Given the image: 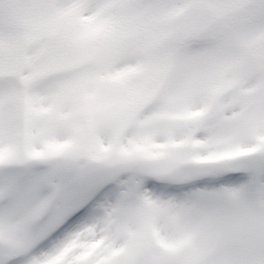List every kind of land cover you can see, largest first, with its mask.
<instances>
[{
	"label": "snow or ice",
	"instance_id": "1",
	"mask_svg": "<svg viewBox=\"0 0 264 264\" xmlns=\"http://www.w3.org/2000/svg\"><path fill=\"white\" fill-rule=\"evenodd\" d=\"M15 9V11H6ZM88 18V19H86ZM264 0H0V264H45L80 234L103 239L86 264H264ZM80 70L40 86L54 68ZM18 99L26 160L10 124ZM184 118V164L135 162L148 122ZM115 125L129 162L106 167L39 145L34 121ZM140 137H119L127 129ZM254 149V150H253ZM89 235L85 236L87 230ZM188 239L189 255L157 241ZM75 250L66 260L74 264Z\"/></svg>",
	"mask_w": 264,
	"mask_h": 264
},
{
	"label": "rangeland",
	"instance_id": "2",
	"mask_svg": "<svg viewBox=\"0 0 264 264\" xmlns=\"http://www.w3.org/2000/svg\"><path fill=\"white\" fill-rule=\"evenodd\" d=\"M6 11H15V9H8L7 6H5ZM88 19V18H86ZM256 41L252 42L255 46H260L262 43H264V38L257 39ZM251 40H253L251 38ZM80 68L76 66H66V67H60V68H54L51 71H49L46 76L43 78L44 81L47 83H42L40 86L47 87L49 85H58L61 82L69 79L72 75V73L79 71ZM10 110L12 113V120L10 124V128L12 133L15 136L16 145L19 151L18 147V139L19 135L23 134L25 135V142H24V153L25 148L28 143V136H27V129L29 127L28 122L23 117V106L20 103L18 99H14L10 103ZM165 115L160 116V120L156 122V128L154 130H151L153 136L157 137V140L162 141L164 138L168 139L167 141L170 142V137L166 132V129L170 125H174L176 127V130L178 129V126L180 123H174L170 121L167 118H164L167 114L170 113H163ZM183 125V124H182ZM182 125H180L182 127ZM154 126V125H153ZM31 128L35 131V135L31 137L32 143L39 145L42 135L49 134L51 135L54 140H59L63 135H65L66 139L65 141L71 142L72 147L65 151V155L68 156V158H73L82 161L84 164H88L87 161H96L100 163L101 166L106 167H112V166H123L129 162H132L131 159L125 158L124 156L119 155L118 152L114 151V149H110L109 151H106V149L114 144L116 134V128L115 125L111 122H101L99 123L94 129L89 130L87 128L82 127L77 120H69V121H56L54 124H49L46 121H34L31 124ZM136 131L135 138H139L141 133L139 129L131 128L124 130L126 131ZM134 138V139H135ZM156 141V140H153ZM170 145V144H169ZM108 146V147H107ZM51 148V147H50ZM112 148V147H111ZM176 148H179L177 151L174 152ZM186 148V149H185ZM193 151V148L187 144L183 147H169L166 148V153L161 150L160 153H163L162 156L158 159H147V156L145 153H135L132 151L131 153L134 154V160L135 162H148V163H154V164H184L189 162L190 160H194L190 158L191 153ZM56 153L61 154V152L56 151ZM4 153L0 152V159H3ZM25 162V161H24ZM183 239H179L177 241H181ZM171 248V247H170ZM169 248V249H170ZM169 249H166L165 251L169 252ZM191 250L192 245L189 246L183 245L179 247V250L177 252H172L175 255H182L186 254V252L190 251L188 253L189 258H191ZM68 258V255H65V259ZM110 264V263H108Z\"/></svg>",
	"mask_w": 264,
	"mask_h": 264
},
{
	"label": "bare ground",
	"instance_id": "3",
	"mask_svg": "<svg viewBox=\"0 0 264 264\" xmlns=\"http://www.w3.org/2000/svg\"><path fill=\"white\" fill-rule=\"evenodd\" d=\"M153 123V121L151 120V121H149L148 122V125H150V124H152ZM137 133H136V131L135 130H131L129 133H128V139H129V136H131L132 138H135V135H136ZM152 135H153V133H152ZM142 147H144V149H146V150H151V148L150 147H153V146H151L150 144H148V143H145V142H143V144H142ZM201 157V156H200ZM88 231V230H87ZM89 231L91 232V229H89ZM90 232H89V234H90ZM80 242H82V240L80 239V234H77L74 238H72L66 245H68V244H74V245H76V243H80ZM66 245L62 248V249H60L57 253H60V252H62L65 248H66ZM94 244H91V246H93ZM85 251H91V247L89 246V247H87V248H85L84 249ZM57 253L56 254H54V255H52L50 258H48L47 260L49 261V260H51L52 258H54V256L55 255H57ZM46 260V261H47Z\"/></svg>",
	"mask_w": 264,
	"mask_h": 264
}]
</instances>
